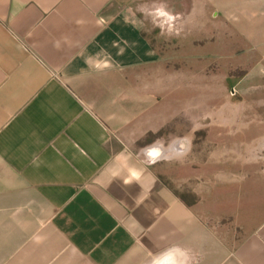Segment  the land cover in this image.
Segmentation results:
<instances>
[{"label":"crops","instance_id":"1","mask_svg":"<svg viewBox=\"0 0 264 264\" xmlns=\"http://www.w3.org/2000/svg\"><path fill=\"white\" fill-rule=\"evenodd\" d=\"M172 5L0 0V264H192L190 250L196 264H264V177L218 200L212 214L230 208L238 226L224 245L208 232L206 253L119 138L156 59L144 30Z\"/></svg>","mask_w":264,"mask_h":264},{"label":"rangeland","instance_id":"2","mask_svg":"<svg viewBox=\"0 0 264 264\" xmlns=\"http://www.w3.org/2000/svg\"><path fill=\"white\" fill-rule=\"evenodd\" d=\"M241 1L157 7L144 30L155 63L135 82L139 103L119 136L187 210L190 233L204 230L206 253L208 232L224 245L238 226L230 208L212 214L218 200L228 206L264 177V8ZM197 255L189 251L192 264Z\"/></svg>","mask_w":264,"mask_h":264},{"label":"bare ground","instance_id":"3","mask_svg":"<svg viewBox=\"0 0 264 264\" xmlns=\"http://www.w3.org/2000/svg\"><path fill=\"white\" fill-rule=\"evenodd\" d=\"M166 258H171V257H163L162 259H160L158 262H157V264H165V259ZM174 264H175V262H173Z\"/></svg>","mask_w":264,"mask_h":264}]
</instances>
